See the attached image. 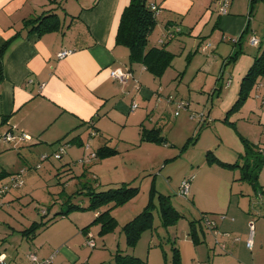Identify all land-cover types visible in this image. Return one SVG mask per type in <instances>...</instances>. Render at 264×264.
<instances>
[{"label": "crops", "instance_id": "obj_1", "mask_svg": "<svg viewBox=\"0 0 264 264\" xmlns=\"http://www.w3.org/2000/svg\"><path fill=\"white\" fill-rule=\"evenodd\" d=\"M230 1L228 13L221 16L217 14L215 8L217 4L214 6V0H149L159 7V13L155 16L156 26L149 36L148 48H159L160 42H164L165 49L174 55L171 65L163 73V78L169 75L176 82V85L170 88L175 93L173 97L170 89H167L168 83H165L163 78L159 80L160 82H156L157 79L141 64H131L129 50L116 44L119 18L130 0H0V138L6 133L14 137L23 134L28 137L26 140L34 144L45 147L54 145L53 148L51 147L53 150L48 152L52 155L56 152L57 144L62 140L66 141V144H76L80 147L87 142L84 137L89 134L90 141L96 140L99 144L91 153L104 146L117 152L110 158L94 161L92 168H100L104 162L119 157L121 150L118 149V145L122 146L125 157L133 160L136 156L135 152L140 151L143 145L157 144V142L142 141L140 131L144 129L161 132V127L158 128L161 116H159L160 112L159 115L156 112L158 104L163 102L162 97L165 98L166 103L175 105L179 102V100L176 102L175 97L179 95L183 78L194 73L195 77H198L204 69L210 80L208 88L211 94L217 91L216 97L222 98V102L226 100L224 105L227 110L237 100L240 87L238 82L241 83L242 76L258 54V51L255 53L251 51V49L257 50L258 47L250 44V38L255 31L252 29L249 13H245V2ZM49 11L59 17L60 29L40 35H36L35 32L28 33L23 22ZM232 39L239 41V46L234 47L230 42ZM6 42L9 44L5 52L1 53ZM205 42L210 43L214 48L203 51ZM245 42L247 47L243 46ZM238 49L241 53L234 62L235 65L230 64V69L223 66L227 58ZM63 50H70L71 53L58 59L57 54ZM214 50L217 51V57L209 58L211 60L205 62L206 65L210 63V68H204L205 63L201 65V61L195 63L198 54L206 55V52L212 53ZM239 64L241 66L238 75L236 71ZM211 66H214V69ZM217 70L220 71V75L216 77L208 73L212 71L214 74ZM111 71H129L132 77L126 85H120L110 77ZM148 75H151L153 80H150ZM133 78L137 82V89L134 87ZM142 79L149 81L150 84L141 83ZM225 80H231L232 84L235 82L231 94L225 89L231 88L232 84H226ZM198 86L196 88H200L202 93L204 88H207L206 84ZM217 87L221 88L218 90ZM255 89L254 96L257 99L250 101V104L246 102L237 112L238 114L236 113L235 121L229 119V122L234 124L233 128L238 126V120H243L244 123L246 121L250 124L255 123L254 126L257 125L256 127L261 129L258 137L251 138L246 133L242 134L238 127L235 128L234 134L241 146V150L236 152L237 158L242 154L240 152H243L240 136L257 146L260 152H264V87L261 80L257 81ZM259 99L262 101L261 104H258ZM133 103L137 104L134 111L130 107ZM187 109L190 110L189 106ZM154 114L159 117L154 118ZM209 117L206 116L207 120L210 119ZM109 124L122 129L115 133L109 132ZM73 138L76 139L71 142ZM218 140H221L220 136ZM18 144L16 140L0 143V154L3 155L4 161L8 162L7 150L20 149L15 147ZM205 148L207 151L211 150L209 146ZM1 162L0 159V172L13 174L11 171L18 169L15 168L16 165L6 169ZM71 162H67L64 166H69ZM64 166L62 171L72 170L74 177L76 176L73 168L65 169ZM82 167L85 171L87 166L84 163ZM92 168L90 170H93ZM239 177L240 173L237 178L232 179V182L243 183L244 181L238 180ZM117 183L116 186L122 183L130 185L131 181ZM154 183L152 181L151 189L155 191ZM258 184L256 192L249 186L252 195L248 190L240 189L239 198L231 192L229 201L222 200L217 206L212 205L206 209L198 207L196 195H192V205L200 214L205 213L209 219L211 218L215 223V230L206 229L201 222L197 224L198 227L195 225L198 244L203 242L204 245L197 247L192 244L194 253L191 252L189 255L190 264H203V262L264 264V166L259 173ZM111 186L107 185L108 189L112 188ZM245 196L248 197V202ZM80 206L87 207L88 203ZM106 208L108 207L100 208L99 211L93 212L92 216L80 213L85 211H71L66 216L56 219L53 223L74 219L77 223L76 233L81 243L72 244L70 234L60 231L56 235H50L42 245L37 246L39 257L44 259L53 256L51 262L57 260L56 264H88V260L83 258L77 249L82 247L80 250H84L85 240L90 236L93 239V232L86 231L88 232L86 237L82 230ZM112 210L110 213L114 216ZM198 217L194 220H198ZM131 219L125 220V223ZM251 222L254 228L253 244L252 249L248 250L245 240L248 238ZM96 231L99 232V229ZM234 238L238 240L234 241ZM0 240L2 241L0 254L5 255L6 264H25V253L22 256L15 254L13 257L6 255V239ZM32 241L34 243V240ZM184 243L188 245V242ZM175 245L173 246L178 249L181 262L182 247ZM134 249L128 254L146 261L145 258L138 256ZM121 252L126 253V251ZM147 258L150 259V256Z\"/></svg>", "mask_w": 264, "mask_h": 264}, {"label": "rangeland", "instance_id": "obj_2", "mask_svg": "<svg viewBox=\"0 0 264 264\" xmlns=\"http://www.w3.org/2000/svg\"><path fill=\"white\" fill-rule=\"evenodd\" d=\"M241 1L245 2V13L248 14L249 1ZM214 3L215 6L217 4L215 0ZM215 8L218 10V5ZM248 16L251 19L252 29L255 31L250 40L257 38L258 41H262L264 37V0H257L253 6L252 13ZM208 44L210 43H204V45ZM226 45L230 46V44ZM243 46L247 47L246 42ZM212 47L210 44L208 48L211 50ZM257 50L251 49L254 53ZM209 52H206V55L203 53L198 54L199 56L195 60V63L198 64L201 61L200 64L203 65L209 58L217 57L218 55L215 50L212 53ZM209 64L207 63L206 65L205 63L204 68H210ZM221 64H219L220 67ZM240 66L239 64L238 70L236 71L238 75L240 73ZM211 67L213 68L214 66ZM225 67L230 69L231 65L228 63L225 64ZM204 70L199 73L198 77H195L194 73L186 75L183 78L184 81L180 85V91H178L179 95L175 98H177L176 102L179 100L176 104H186L184 108L177 109L176 105L166 103L165 98L162 97L163 102L158 104L159 107L156 113L159 115L160 112L159 116H161V119L158 122V128L161 127L160 133L164 141L157 142L155 145H143L140 151L135 152L134 155L136 156L133 160L132 158L125 157L126 155L122 151V146L118 145V149L121 150L119 157L104 162V165L100 168H92L93 162L98 159L93 158L94 160L91 161L89 155L99 144L96 140L90 141L89 134L84 137V140L87 142L80 147L76 144H66V141L63 140L59 142L55 149L56 152H59L60 149L63 150L61 159H56L54 153L52 155L48 154L49 151L53 150L54 145L45 147V145L34 144L30 140H18L19 137L16 136L19 144L15 147L20 149L7 150L8 162L4 161L3 155L0 154L1 163L4 164L6 169L12 165H16L15 168H18L12 170L11 172L13 174L2 179V183L0 184L8 182L10 184L12 176L19 171H23V186L18 189H11L4 196L0 197V239H6V255L13 257L15 254H19L22 256L24 253L27 254L34 251L39 257L37 246L42 245L50 235H56L60 231L64 234H70L72 244L81 243V239H78L79 237L76 233L75 228L77 223H75L74 219L64 221L63 223H52L47 229L39 232L37 237L33 239L34 243L32 240L23 238L20 231L28 228L32 222L40 220V215L37 212L38 209L50 208L47 219L51 218L61 209H65L64 202L68 200L66 197L71 198L73 193L74 196L71 198L73 205L87 204L88 198L85 195L76 194V191L84 190L82 188L85 184L97 189V191H103L108 189L107 185H112V188H116L117 182L121 181H131L130 186L137 187L138 194L125 203L113 207L112 214L114 215L113 218L115 217L114 219H116L114 220L116 224L113 231L101 235L96 231L100 229L98 224L90 225L89 230L93 232L94 248L87 246L86 242L88 238H86L85 247H83L84 250H80L82 247L77 250L83 258L88 260V264L111 263L118 249L120 251H126V253H132L133 250L130 248L127 249L125 246L122 225L125 223V220L131 219L135 213H138V211L147 205L150 199L149 193L153 181L155 182V191L152 193L154 204L158 203L157 196L159 194L169 196L170 204L182 217H179L174 224L164 227L161 223L158 208H154L152 228L141 232L140 239L134 250L138 256L145 258L148 264H173V245L176 244L177 247H182L183 251L180 264H190L189 255H191V252L194 253L193 245L197 247L204 245L203 242L194 244L191 239L190 221H193L198 216L199 219L201 216L200 212H198L199 210L192 205V195H196V205L201 209H206L212 207V205L217 206L222 200L229 201L231 192L239 198L240 195L238 194L240 189L248 190L251 195L253 194L251 187L247 183L232 182L233 178L239 176V169H227L215 163L208 164L205 154L207 149L205 147H211L210 151L213 152L215 157L224 159L221 161L234 163L238 159L236 152L241 150L240 143L236 140L234 134L236 133L235 128L238 127L242 134L246 133L251 138L258 137L261 132V129L256 127L257 125L254 126L255 121L252 122L254 124H250V122L246 121L244 123L243 120H238V126L235 128L232 127L234 124L230 127L222 122L230 107L227 110L225 109L224 102L226 100L222 102V98L216 97L217 91L211 94L210 88H208L210 80ZM218 70L214 74L212 71H208V73L216 77L220 75V71L218 72ZM171 77L166 75L163 78L162 75L155 80L156 82H160L159 80L163 78L162 80L168 83L167 89H170L176 85V82ZM148 78L153 80L151 75H148ZM144 80H140L141 83L150 84L149 81ZM259 80L262 81L264 87V75ZM231 82V80L226 81V84L228 83L230 85L232 84ZM202 84H206L208 88H204L203 93L200 91V88H196L197 85L200 87ZM239 84L240 82H238ZM156 85L158 84L156 83ZM222 87L224 86L222 85ZM234 87L235 82L231 88L228 87L225 91L231 94ZM219 88L221 87H217L218 90ZM255 88L256 86L250 88L249 96L246 99L247 104L257 99L254 96ZM172 91L170 89V93L174 97L175 93ZM260 100H258V104H261L262 101ZM188 106L190 108L189 111L187 109ZM155 114L154 118H158L159 116ZM205 115H209L210 119L207 120ZM236 116V113L230 115V121H235ZM205 123H207L206 126H203ZM120 129L122 128H117L112 124L108 126V131L112 133L120 131ZM219 136L221 140H218ZM0 143H6V141L1 137ZM69 161H72L69 166H64ZM84 163L87 166L85 171L82 167ZM62 166L65 169L73 168L76 176L74 177L72 170L62 171ZM95 166H97V163ZM91 168L93 170H90ZM81 172L82 174H80ZM189 177H193L189 192L191 197L185 199L179 196V186L182 180ZM232 185L233 187H231ZM245 199L248 202L247 196H245ZM93 212L86 210L80 213L90 214L92 216ZM217 217L224 218V216ZM201 224L206 229L213 230L203 220ZM185 238L188 240H185ZM184 242H188V245ZM1 243L2 241L0 240V245ZM148 256H150V259L147 258ZM48 258H40V260L43 261ZM56 263L57 260L52 264ZM203 264L206 263L203 262Z\"/></svg>", "mask_w": 264, "mask_h": 264}, {"label": "trees", "instance_id": "obj_3", "mask_svg": "<svg viewBox=\"0 0 264 264\" xmlns=\"http://www.w3.org/2000/svg\"><path fill=\"white\" fill-rule=\"evenodd\" d=\"M54 1V0H53ZM257 0H249V15L252 13L253 6ZM149 0H130L127 7L123 10L121 17L119 18V26L116 34V44L126 47L129 50V62L131 64H141L143 68L151 73L156 79L160 78L165 70L171 65L174 55L165 49L164 42H161L159 48H148V39L156 26V17L153 12L149 9ZM24 28H27L28 33L35 32L36 35L54 32L60 29V19L54 12H45L37 18L27 20L23 22ZM9 42L3 46L1 53L5 52V48ZM234 47L239 46V41L232 43ZM258 54L254 57L252 65L242 76V80L239 87V93L237 100L228 109L225 114V118L222 120L223 123L228 126H232L233 123L229 122V116L237 113L245 104L246 99L249 96L250 88L256 86L259 78L264 75V37L262 41H259ZM256 47V48H257ZM241 50H235L232 55L227 58L226 64H232L236 61ZM192 56V55H191ZM225 63L223 66H225ZM234 127V125L232 126ZM141 139L142 141L148 142H162L160 132L157 130H142ZM8 135V133H6ZM22 135V134H21ZM14 137V136H13ZM18 137V136H17ZM16 138V137H15ZM243 144L244 151L238 156L237 161L234 163H225L216 158L212 151H207L206 158L207 163H215L218 166L227 169H239L240 177L238 180L244 181L252 187L255 192L258 191V176L264 166V152H260V149L253 145L251 142L246 140L244 137H239ZM76 138L71 139L74 141ZM17 141V139H15ZM14 142V141H12ZM116 150L109 147H101L97 149L94 154L96 159L110 158L116 155ZM10 173L0 172V181ZM190 178V177H189ZM1 185V184H0ZM84 190L76 191L77 195H85L88 198V206L82 207L79 204L71 202V198H68L64 202L65 209H61L58 213H55L51 218L47 219L49 215L48 209H38L40 215L39 221H34L29 224V227L22 230L21 236L26 239L33 240L37 234L47 228L56 219L66 216L71 211H99L100 208L108 207L106 210L99 212L91 223L85 227L82 231L87 234L89 226L92 224H98L100 226L99 234L104 235L109 231H113L116 221L111 216V210L113 207L125 203L127 200L133 198L138 194V188L132 187L129 184L122 183L116 188H109L104 191H96L94 188L85 184ZM154 189L150 190V199L147 205L140 211L134 218L125 223L122 226V232L125 237V246L130 249H134L140 239L141 232L152 228L153 209L158 208V213L161 219V223L164 227L174 224L179 217L182 215L170 204V197L159 194L157 196V204H154L153 193ZM190 197V196H189ZM207 214H201L200 219L190 221L191 227V239L192 243L198 244L199 240L195 233V225L200 224L202 220L208 218ZM178 249L173 246V264H180ZM86 264V263H85ZM107 264H147L146 261L117 250L114 255L113 261Z\"/></svg>", "mask_w": 264, "mask_h": 264}, {"label": "built area", "instance_id": "obj_4", "mask_svg": "<svg viewBox=\"0 0 264 264\" xmlns=\"http://www.w3.org/2000/svg\"><path fill=\"white\" fill-rule=\"evenodd\" d=\"M217 5H218V10H217V14L218 15H221V16H224L228 13V9H229V6H230V3L231 1L230 0H215ZM149 9L153 12V14L155 16L158 15L159 13V7L155 4L152 3H149ZM154 16V17H155ZM231 43H235L236 40H230ZM161 43V42H160ZM259 41L257 40V38H252L250 40V44L257 47ZM208 47H210V44L208 45H205L203 47V51L205 49H207ZM71 51L70 50H63L61 52H59L57 54V57L58 59H62L64 57H66L68 54H70ZM110 77L116 81L117 83H119L120 85H126L127 81H129L132 77V74L127 71V72H116V71H111L110 72ZM135 79L133 78L132 81H134ZM135 85L134 87L137 89V82L134 81ZM137 104L133 103L131 107V109L134 111L137 106ZM176 105V108L177 109H182L186 106V104H183V103H178V104H175ZM177 115V113H176ZM18 140H26L28 137L26 135H20L18 136ZM3 139L6 141V142H12V141H15V137H13L12 134L8 133L5 134L3 136ZM62 153H63V150L60 149L59 152H55L54 154V157L56 159H61L62 157ZM95 158V154L94 153H90L89 155V159H93ZM22 173L23 171H19L18 173L14 174L12 176V179H11V182L9 184L8 183H5V184H1L0 185V197L4 196L9 190L11 189H18L20 187L23 186V180H22ZM193 177H190V178H187V179H184L181 181L180 183V186H179V196L182 197V198H189L190 196V186H191V181H192ZM205 223L206 225L210 228V229H213L215 228V223L211 220V219H206L205 220ZM253 231H254V228H253V223H249V235H248V238L247 240H245V246L248 250H251L252 249V244H253V241H252V238H253ZM224 236H228V234H223ZM238 239L234 238V241H237ZM87 246L88 247H91L93 248L94 245V241L92 239V237L90 236L88 238V241H87ZM221 248L223 249L224 246L222 245ZM53 256H50L48 259L46 260H43L41 261L39 259V257L37 256L36 252H29L25 255V264H50L51 260H52ZM0 264H6V260H5V255L3 254H0Z\"/></svg>", "mask_w": 264, "mask_h": 264}]
</instances>
